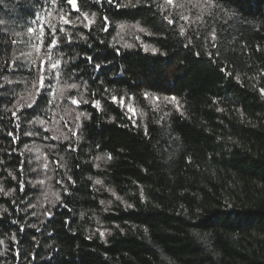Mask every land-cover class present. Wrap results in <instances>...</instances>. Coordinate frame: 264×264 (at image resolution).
I'll list each match as a JSON object with an SVG mask.
<instances>
[{"label":"trees","instance_id":"obj_1","mask_svg":"<svg viewBox=\"0 0 264 264\" xmlns=\"http://www.w3.org/2000/svg\"><path fill=\"white\" fill-rule=\"evenodd\" d=\"M0 264H264V0H0Z\"/></svg>","mask_w":264,"mask_h":264},{"label":"rangeland","instance_id":"obj_2","mask_svg":"<svg viewBox=\"0 0 264 264\" xmlns=\"http://www.w3.org/2000/svg\"><path fill=\"white\" fill-rule=\"evenodd\" d=\"M31 32H32V28L28 29L27 35H26V39L27 42H29L30 38H31ZM155 101H157V99H155ZM129 113L135 115L136 109L134 108L133 105L129 104L127 107Z\"/></svg>","mask_w":264,"mask_h":264},{"label":"snow or ice","instance_id":"obj_3","mask_svg":"<svg viewBox=\"0 0 264 264\" xmlns=\"http://www.w3.org/2000/svg\"><path fill=\"white\" fill-rule=\"evenodd\" d=\"M69 2H72V0H69ZM169 2H171V0H169ZM53 67H55V65H53Z\"/></svg>","mask_w":264,"mask_h":264}]
</instances>
